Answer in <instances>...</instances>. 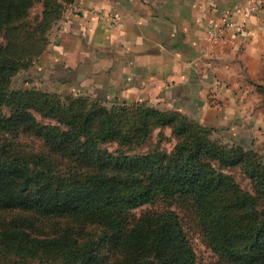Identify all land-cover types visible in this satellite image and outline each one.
<instances>
[{
	"label": "trees",
	"instance_id": "obj_1",
	"mask_svg": "<svg viewBox=\"0 0 264 264\" xmlns=\"http://www.w3.org/2000/svg\"><path fill=\"white\" fill-rule=\"evenodd\" d=\"M74 2L0 0V264H198L176 211L133 213L173 199L194 215L215 264H264L257 150L179 110L14 87ZM256 87L264 97V82Z\"/></svg>",
	"mask_w": 264,
	"mask_h": 264
},
{
	"label": "crops",
	"instance_id": "obj_2",
	"mask_svg": "<svg viewBox=\"0 0 264 264\" xmlns=\"http://www.w3.org/2000/svg\"><path fill=\"white\" fill-rule=\"evenodd\" d=\"M252 1L75 0L23 76L30 88L109 106L146 102L261 127L264 9L242 31H221L223 12L242 23ZM116 17L119 27L111 24ZM211 30L221 36L213 39Z\"/></svg>",
	"mask_w": 264,
	"mask_h": 264
},
{
	"label": "rangeland",
	"instance_id": "obj_3",
	"mask_svg": "<svg viewBox=\"0 0 264 264\" xmlns=\"http://www.w3.org/2000/svg\"><path fill=\"white\" fill-rule=\"evenodd\" d=\"M42 11V4L38 3L36 7L32 10V15H39ZM30 84L27 81L26 77L23 76V72L18 74L14 78V87L23 88L27 87L30 88ZM263 97V96H262ZM150 104V103H149ZM154 105V104H150ZM155 106V105H154ZM156 107L161 108V106L157 105ZM264 109V97L262 101H260V108ZM182 113L200 121L205 125H209L211 127H215L216 131L214 133L215 138H219L227 143L238 142L244 146L252 147L257 150L260 154L264 155V123H259V125H263L261 127H244L247 125V122H240L235 117L224 124H218L214 119L204 121L203 118H200V112L194 110H187L182 111ZM263 114V113H262ZM39 117V116H38ZM39 120L42 123L46 124H55L54 122H50L48 120H44L39 117ZM258 124V123H257ZM159 130L155 132L153 138V144H155L159 139ZM164 134L166 135V139L161 142L162 148L166 149L167 151H171L175 146L177 140L172 136L171 129H165ZM27 146H31V143L28 141L26 142ZM110 151H114L117 149V143H110L106 146ZM147 148L142 149L140 151H145ZM234 175L236 176L237 180L240 184L250 190L251 184L248 179L244 177L240 170L234 171ZM166 209H172L177 212L179 215L186 231L189 236V239L195 249L197 255V262L198 264H215L219 257L218 255L207 245L206 240L203 237V234L198 227L197 221L190 211V209L180 200H170L167 203L158 202L155 204H146L143 205L135 210H133L134 215L140 216L142 213L145 212H160ZM48 224V222H45ZM40 228H43L40 226Z\"/></svg>",
	"mask_w": 264,
	"mask_h": 264
},
{
	"label": "built area",
	"instance_id": "obj_4",
	"mask_svg": "<svg viewBox=\"0 0 264 264\" xmlns=\"http://www.w3.org/2000/svg\"><path fill=\"white\" fill-rule=\"evenodd\" d=\"M212 7H215V4L211 3ZM264 9V0H253L252 5L245 9L244 11V19L242 23H237L232 16L228 12H223L221 16V22H222V27L221 31L229 30V29H236L239 32L244 29L246 26L247 22L251 17H253L255 14L259 13L261 10ZM103 18V16H101ZM117 21H113L111 24L115 27H119L118 23V18L116 17ZM210 35L212 36L213 39H216L217 37L221 36V33H215L212 30L209 31Z\"/></svg>",
	"mask_w": 264,
	"mask_h": 264
}]
</instances>
